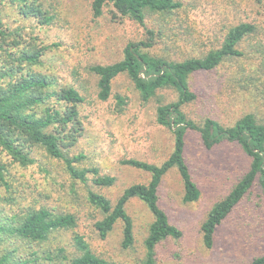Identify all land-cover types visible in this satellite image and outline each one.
Instances as JSON below:
<instances>
[{"label":"rangeland","instance_id":"rangeland-1","mask_svg":"<svg viewBox=\"0 0 264 264\" xmlns=\"http://www.w3.org/2000/svg\"><path fill=\"white\" fill-rule=\"evenodd\" d=\"M180 1L183 6L179 13L164 18L157 14L146 16L147 26L162 30V39L151 48L152 54L174 60L199 56L217 48L232 25L241 21L254 25V31L238 44L241 56L225 60L212 71L190 75V89L198 98L182 107L187 117L196 122L211 117L229 126L243 114L253 113L258 121H264V9L260 1ZM91 2L48 0L55 19L41 27L21 18L14 7L3 6L4 2L0 5V20L5 25L18 28L26 37L37 35L44 44L59 42L50 46L39 68L62 84L75 85L84 97L79 107L82 133L69 149L85 155L81 166H95L102 174L116 178L109 187L73 181L62 163L41 149L31 152L32 164L22 166L13 163L0 147V163L5 165L7 183L0 181V224L9 226L12 220L8 218L14 213L39 205L72 213L76 218L75 227L53 231L42 242L28 243L14 235H2L0 253L16 248L14 258L32 259L27 264H68L70 258L79 254L74 246L75 233L81 234L98 256L118 264H141L145 255L143 239L152 214L137 198L128 201L125 209L134 223L135 240L131 247L123 248L121 223L104 239L99 237L94 222L101 215L86 201L87 190L100 191L114 203L125 187L149 179L147 172L123 165L121 159L160 164L172 150V134L156 123L155 107L158 100H175L174 90H158L157 96L145 102L132 81L121 74L112 82V94L126 98L123 111H114L112 96L107 101L97 98L96 76L89 66L121 58L128 41L142 38V28L130 18L112 17L109 5L104 6L101 16L93 17ZM185 158L200 196L196 201L183 202L178 171L173 168L163 176L160 206L182 236L166 238L156 246L155 264H246L264 254V195L258 185L216 228L212 247L207 248L202 242L200 226L209 209L248 169L249 160L241 148L230 143L206 148L198 133L189 131ZM49 251L52 258L47 256Z\"/></svg>","mask_w":264,"mask_h":264},{"label":"trees","instance_id":"trees-1","mask_svg":"<svg viewBox=\"0 0 264 264\" xmlns=\"http://www.w3.org/2000/svg\"><path fill=\"white\" fill-rule=\"evenodd\" d=\"M259 1L264 9V0ZM3 2V6L14 7L21 18L30 19L40 27L51 24L55 19L48 0H0V5ZM106 5L111 7L112 17H126L136 22L142 28V38L128 41L118 60L89 66L96 76L97 98L107 101L112 96L114 111L121 113L126 98L112 94V82L124 74L145 102L164 88L174 90L176 99L167 103L158 100L155 107L156 123L172 134V150L168 157L160 164L135 158L120 160L123 165L147 172L148 181L125 187L114 203L100 191L87 190L86 201L101 215L94 226L99 237L104 239L117 223H121V246L131 247L135 240L134 223L125 207L130 199L137 198L153 217L143 239L145 255L141 264H155L156 246L166 238L182 236V231L170 223L167 213L160 206L159 189L163 176L173 168L178 171L183 185V202L196 201L200 196V189L185 158L186 135L194 131L206 148L221 143L235 144L249 160L248 169L230 191L214 203L201 223L202 242L210 248L216 228L255 185L264 195V121H258L253 113H246L229 126L211 117L196 122L187 117L182 107L198 98L197 93L190 89V75L212 71L225 60L241 56L238 44L254 31V25L248 21L238 22L228 28L217 48L199 56L174 60L150 52L162 39V30L147 26L146 16L157 14L164 18L174 12L179 13L183 6L180 0H92L93 17L101 16ZM11 27L0 20L1 150L10 156L13 163L26 166L34 162L30 154L38 148L48 157L59 160L73 181L85 184L90 181L96 187L112 186L116 181L114 176L102 174L95 166H81L85 155L69 149L82 133L79 107L84 97L80 90L73 84L58 82L56 77L39 68L50 46L59 45V42L44 44L37 35L26 37L18 28ZM4 168L5 165L0 163V181L7 185ZM8 219L12 220L9 226L0 224V237L14 235L28 243L45 241L53 231L76 225L74 214L59 212L46 205L14 213ZM73 240L79 254L70 258L68 264H118L96 255L81 234L75 233ZM15 249L1 252L0 264H27L32 261L21 257L15 259ZM50 254L49 251L48 258H52ZM246 264H264V254L253 257Z\"/></svg>","mask_w":264,"mask_h":264}]
</instances>
